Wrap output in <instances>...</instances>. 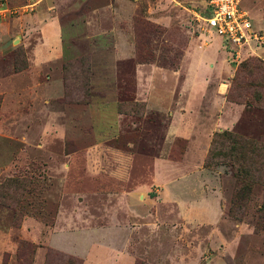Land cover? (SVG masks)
<instances>
[{
  "label": "rangeland",
  "instance_id": "rangeland-1",
  "mask_svg": "<svg viewBox=\"0 0 264 264\" xmlns=\"http://www.w3.org/2000/svg\"><path fill=\"white\" fill-rule=\"evenodd\" d=\"M206 2L0 0V264H264V47Z\"/></svg>",
  "mask_w": 264,
  "mask_h": 264
},
{
  "label": "built area",
  "instance_id": "built-area-1",
  "mask_svg": "<svg viewBox=\"0 0 264 264\" xmlns=\"http://www.w3.org/2000/svg\"><path fill=\"white\" fill-rule=\"evenodd\" d=\"M240 2L241 0H207L204 14L195 15L203 36L218 38L220 48L229 57L252 46L264 47V32L252 27Z\"/></svg>",
  "mask_w": 264,
  "mask_h": 264
},
{
  "label": "crops",
  "instance_id": "crops-1",
  "mask_svg": "<svg viewBox=\"0 0 264 264\" xmlns=\"http://www.w3.org/2000/svg\"><path fill=\"white\" fill-rule=\"evenodd\" d=\"M240 5H241V7L247 12V10L243 7V5H242V0H241V2H240ZM250 11H252V10H250ZM249 11V9H248V12H250ZM247 12V14H248V16H249V18H250V20H251V17H250V13H248ZM253 12V18H255V21L258 23V25H257V28H255L254 26H253V23H252V20H251V24H252V27L255 29V30H259V31H262V32H264V11H257V10H255V11H252ZM42 11H40L38 14H37V19H40L41 18V16H43L42 14ZM42 19V18H41ZM40 19V20H41ZM42 21V20H41ZM42 23V22H41ZM3 28L0 26V36L2 37V36H5V33H3L4 31L2 30ZM44 33H45V39L47 40V42L49 43V44H51L52 45V48L54 49L55 47H56V45L58 44V41H57V34H58V26H57V23L54 21V20H50L49 22H47V23H45L44 25H43V28H42V34H43V36H44ZM209 46V45H208ZM206 48H208V47H206ZM261 51V53L262 54H264V48L263 49H261L260 50ZM38 52L36 53V50H35V53H34V59H36L37 61H39L38 59ZM207 59V58H206ZM209 60V59H208ZM219 66V64H217V68H220V67H218ZM198 79V78H197ZM197 79H194V78H192V79H189L190 81H187V82H189L188 84H191L192 85V83H195L196 81H197ZM197 88H195V87H192V88H190L189 89V91H187V92H189L190 94H192L193 93V91L194 90H196ZM187 92H186V94H187ZM192 92V93H191ZM173 131H174V129H173ZM109 246H100L99 248H101V249H107ZM62 251V250H61ZM116 253H118V254H116ZM69 254H71V253H69ZM114 254V256H113V258H115V261H117V263L116 264H132V259H131V257H129L128 256V254H126L125 252H123V251H119V250H115V252L113 253ZM72 255H75V254H72ZM79 258H81L82 259V263L81 264H84V262H85V260L86 259H83L82 257H80V256H78ZM97 264H100V263H97Z\"/></svg>",
  "mask_w": 264,
  "mask_h": 264
},
{
  "label": "trees",
  "instance_id": "trees-1",
  "mask_svg": "<svg viewBox=\"0 0 264 264\" xmlns=\"http://www.w3.org/2000/svg\"><path fill=\"white\" fill-rule=\"evenodd\" d=\"M230 137H232V135L230 133H228V132H222L221 134L215 135V138L212 140L211 153H213V155H214L213 145L218 144L219 141H226V139H229ZM239 141L240 140L238 139L237 142H236V145H238V147L240 146ZM76 261H77V264H81V260L78 259Z\"/></svg>",
  "mask_w": 264,
  "mask_h": 264
}]
</instances>
